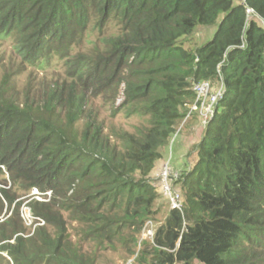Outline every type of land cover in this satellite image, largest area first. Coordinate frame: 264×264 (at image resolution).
<instances>
[{
  "label": "trees",
  "instance_id": "16d2710c",
  "mask_svg": "<svg viewBox=\"0 0 264 264\" xmlns=\"http://www.w3.org/2000/svg\"><path fill=\"white\" fill-rule=\"evenodd\" d=\"M245 2L264 19V0ZM0 37L22 63L55 60L67 76L41 95L0 80V215L22 198L36 223L0 218V264H100V248L128 249L156 221L151 172L193 115L192 84L219 77L196 161L177 169L183 213L163 200L150 264H264V28L240 0H0ZM97 98L139 122L107 129Z\"/></svg>",
  "mask_w": 264,
  "mask_h": 264
},
{
  "label": "rangeland",
  "instance_id": "374dc122",
  "mask_svg": "<svg viewBox=\"0 0 264 264\" xmlns=\"http://www.w3.org/2000/svg\"><path fill=\"white\" fill-rule=\"evenodd\" d=\"M216 30V25L206 26L198 28L193 34L192 40L197 46L202 45L209 41ZM93 38V36H92ZM61 63L52 60L48 65L44 67H33L32 65L21 62V59L17 56L12 48L10 38L0 37V80L4 74H9L12 81L17 86L20 93L26 90H30L31 94L41 95L45 93L48 88L61 78L67 77L63 71ZM123 86L118 91L116 98V105L123 100L122 95ZM92 107L96 109L100 117L105 121L107 129L115 128L131 130V126L139 122V117L136 115L128 114L124 109H115V105L112 106L109 102L102 98H97L91 103ZM190 108V106H189ZM189 121L177 131L175 130L174 136L170 142V146L167 149L166 159L170 158L171 167L175 165V169L182 171L184 168L191 166L196 161V150H194L195 144L200 140V133H203L204 121L199 119L196 113H192ZM193 126L190 129L191 125ZM163 158V159H165ZM165 159V160H166ZM174 170V169H173ZM178 170H175L178 172ZM7 177V176H6ZM159 178L158 173L155 174L154 179ZM43 198L39 196L40 200ZM18 198L14 201L10 208L5 204L1 217L6 218L13 211L18 213L25 226L30 228L31 233L36 225L33 223L34 217L32 216L30 209L27 206L28 200H20ZM20 201V205L17 202ZM165 201V199H164ZM161 198L159 199L158 206L159 212L156 215V221L151 223H145L140 235L134 243H130L129 248L122 247V244L117 242L114 249L107 248L102 250L100 248V264H150L151 263V246H153V236L157 226L163 223L164 215L167 211V204ZM66 215V214H65ZM40 222L39 224H42ZM68 232L73 242L78 240V227L77 223L68 221ZM147 243V245H145ZM96 244L91 243L92 249ZM142 251L144 252L141 256ZM141 256V259H139Z\"/></svg>",
  "mask_w": 264,
  "mask_h": 264
},
{
  "label": "built area",
  "instance_id": "2783aa9c",
  "mask_svg": "<svg viewBox=\"0 0 264 264\" xmlns=\"http://www.w3.org/2000/svg\"><path fill=\"white\" fill-rule=\"evenodd\" d=\"M240 3L244 5L246 12V20L249 22L250 18H255L261 27L264 28V19L261 18L256 11L248 6L245 0H240ZM243 45V44H242ZM240 45V46H242ZM191 89L193 90L195 97L194 101L188 106V112L185 120L188 119L192 113H196L204 121L205 125L215 114L216 106L220 100L224 97L225 85L222 77H219L216 82H210L209 80H201L194 82ZM174 169V170H173ZM177 169L171 167L169 159L163 161L159 170V178H156V185L163 200L165 199L169 208L175 209L183 213V199L180 191L175 187L174 181L178 178L179 172ZM34 197L38 198L40 193L36 190H32ZM151 223L150 221L146 222Z\"/></svg>",
  "mask_w": 264,
  "mask_h": 264
},
{
  "label": "crops",
  "instance_id": "0c3cea01",
  "mask_svg": "<svg viewBox=\"0 0 264 264\" xmlns=\"http://www.w3.org/2000/svg\"><path fill=\"white\" fill-rule=\"evenodd\" d=\"M191 125V124H190ZM193 126L191 125L190 129H192ZM163 161H161L160 163L156 164V167L153 169V171L151 172L152 176H155V174L159 173L158 170H160V165ZM174 166V165H173Z\"/></svg>",
  "mask_w": 264,
  "mask_h": 264
},
{
  "label": "clouds",
  "instance_id": "9594fccd",
  "mask_svg": "<svg viewBox=\"0 0 264 264\" xmlns=\"http://www.w3.org/2000/svg\"><path fill=\"white\" fill-rule=\"evenodd\" d=\"M216 110H217V106H216ZM192 115V114H191ZM206 125V124H205ZM174 168V167H173Z\"/></svg>",
  "mask_w": 264,
  "mask_h": 264
}]
</instances>
